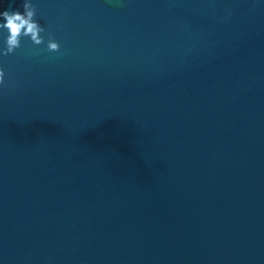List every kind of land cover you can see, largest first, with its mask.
<instances>
[{
	"label": "water",
	"instance_id": "obj_1",
	"mask_svg": "<svg viewBox=\"0 0 264 264\" xmlns=\"http://www.w3.org/2000/svg\"><path fill=\"white\" fill-rule=\"evenodd\" d=\"M33 3L45 43L0 57V262L264 264V3Z\"/></svg>",
	"mask_w": 264,
	"mask_h": 264
},
{
	"label": "clouds",
	"instance_id": "obj_2",
	"mask_svg": "<svg viewBox=\"0 0 264 264\" xmlns=\"http://www.w3.org/2000/svg\"><path fill=\"white\" fill-rule=\"evenodd\" d=\"M14 2L15 0H10V4ZM260 2L264 3V0ZM21 8L22 10L0 7V35L3 36L0 40V57L12 55L20 47L22 37L28 38L37 46L45 43L41 35L44 28L35 19L36 9L33 0H21ZM59 48L60 45L49 35L46 41L47 51L57 52ZM4 81L5 71L0 67V86L4 84Z\"/></svg>",
	"mask_w": 264,
	"mask_h": 264
}]
</instances>
